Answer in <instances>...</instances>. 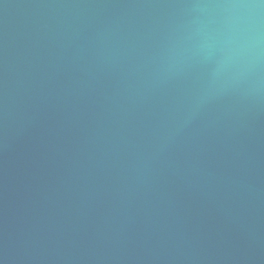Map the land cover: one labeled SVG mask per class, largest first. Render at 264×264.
<instances>
[{
	"label": "water",
	"instance_id": "1",
	"mask_svg": "<svg viewBox=\"0 0 264 264\" xmlns=\"http://www.w3.org/2000/svg\"><path fill=\"white\" fill-rule=\"evenodd\" d=\"M0 264H264V0H0Z\"/></svg>",
	"mask_w": 264,
	"mask_h": 264
}]
</instances>
